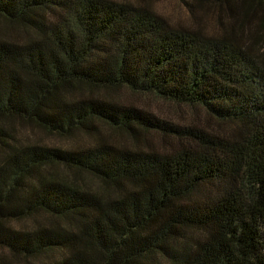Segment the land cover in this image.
Masks as SVG:
<instances>
[{
    "label": "trees",
    "instance_id": "16d2710c",
    "mask_svg": "<svg viewBox=\"0 0 264 264\" xmlns=\"http://www.w3.org/2000/svg\"><path fill=\"white\" fill-rule=\"evenodd\" d=\"M204 5L213 35L111 0H0V264H264V0ZM120 89L218 128L100 93ZM19 126L94 142L18 141Z\"/></svg>",
    "mask_w": 264,
    "mask_h": 264
},
{
    "label": "rangeland",
    "instance_id": "374dc122",
    "mask_svg": "<svg viewBox=\"0 0 264 264\" xmlns=\"http://www.w3.org/2000/svg\"><path fill=\"white\" fill-rule=\"evenodd\" d=\"M118 3L133 4L137 7H145L162 18H164L171 26L175 28H191L200 29L207 35H213L218 31L217 16L215 10L211 6L204 5L202 8H198V0H111ZM187 4H193L197 7L194 14L191 15L187 10ZM16 38L22 42L25 39V33L20 30L15 33ZM101 96L109 100L117 101L121 104L131 105L142 110H145L158 119L174 126L178 127H195L199 128L204 125L205 127L211 125V127L218 128L217 124L208 119L203 111L199 108H191L186 106L176 105L174 103L166 102L155 95L148 94H135L126 89L116 90L114 92H103ZM15 133V137L18 141H24L29 139L31 142H38L48 146H55L60 148H79L87 147L93 144V139L89 136L76 133L68 137H59L55 135H49L44 131H41L35 127H21ZM231 125H223L222 130H229ZM99 133L101 136L107 138L109 141L118 145H128L130 142L125 135L120 132L112 131L108 128L99 126ZM142 145L143 140H146L157 149L161 150L165 145L163 143L162 135L156 133H145L140 138ZM60 175H66L71 177L66 171L59 170ZM82 182L92 189H98L99 183L92 178L86 176L83 177ZM20 226L21 222H14Z\"/></svg>",
    "mask_w": 264,
    "mask_h": 264
}]
</instances>
